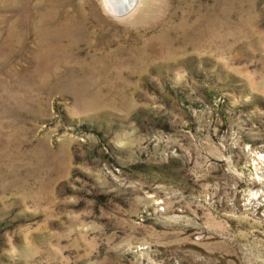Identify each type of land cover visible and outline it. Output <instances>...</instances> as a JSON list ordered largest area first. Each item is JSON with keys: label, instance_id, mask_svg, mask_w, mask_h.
<instances>
[{"label": "rangeland", "instance_id": "1", "mask_svg": "<svg viewBox=\"0 0 264 264\" xmlns=\"http://www.w3.org/2000/svg\"><path fill=\"white\" fill-rule=\"evenodd\" d=\"M104 3L0 0V264H264V0Z\"/></svg>", "mask_w": 264, "mask_h": 264}, {"label": "bare ground", "instance_id": "2", "mask_svg": "<svg viewBox=\"0 0 264 264\" xmlns=\"http://www.w3.org/2000/svg\"><path fill=\"white\" fill-rule=\"evenodd\" d=\"M129 4L133 8L135 6V0H105L104 6L110 12L120 13Z\"/></svg>", "mask_w": 264, "mask_h": 264}]
</instances>
